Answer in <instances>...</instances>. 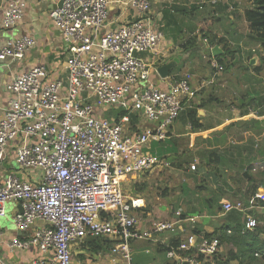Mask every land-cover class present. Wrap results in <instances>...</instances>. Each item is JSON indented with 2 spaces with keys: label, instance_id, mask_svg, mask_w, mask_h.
<instances>
[{
  "label": "built area",
  "instance_id": "2783aa9c",
  "mask_svg": "<svg viewBox=\"0 0 264 264\" xmlns=\"http://www.w3.org/2000/svg\"><path fill=\"white\" fill-rule=\"evenodd\" d=\"M154 1L168 0H61L49 15L66 43L65 76L53 78L38 64L5 84L0 165L12 145L17 172L0 181V218L6 215L5 205L13 202L21 208L12 216L18 230L37 224L30 237H13L8 243L11 249L32 246L39 252L28 264H72L73 244L87 237L109 241L111 260L122 264H133L132 243L138 241L165 247V259L174 264H217L219 239L193 233L196 217L177 208L171 219L150 218L146 224L140 211L144 200L124 191L133 177L170 166L150 151V144L168 138L184 101L195 95L189 74L165 88L151 79L164 39L152 19ZM217 2L189 3L201 7ZM113 3L133 8L140 16L107 28ZM26 6L25 0H0V28L13 30ZM34 44L29 35H11L0 48V61L21 59ZM150 55L156 56L150 60ZM211 64L223 69L214 59ZM115 112L124 113L117 119ZM256 198L258 202L248 205L242 199L225 200L221 209L254 213L260 208L257 203L264 202V189L258 188ZM260 222L246 215L242 232L254 230ZM161 234L178 243L173 245ZM1 236L0 230V245ZM0 264L10 263L0 254Z\"/></svg>",
  "mask_w": 264,
  "mask_h": 264
},
{
  "label": "crops",
  "instance_id": "0c3cea01",
  "mask_svg": "<svg viewBox=\"0 0 264 264\" xmlns=\"http://www.w3.org/2000/svg\"><path fill=\"white\" fill-rule=\"evenodd\" d=\"M25 1L27 6L24 15L15 28L11 31L0 28V48L11 35H29L35 40V44L21 59L0 61V117L7 97L5 84L13 76L38 64L45 65L53 78L63 77L66 74L63 69L67 57L66 43L49 15L57 7L59 0ZM234 1L236 0H218L216 6L203 5L201 7L195 3H189L191 0L152 2V19L164 33V39L157 50L160 57L157 68L174 58H180V61L170 69L166 77L152 72L151 79L156 87L165 88L170 81L189 74V84L195 91L191 100L184 101V109L171 126L168 138L164 142L150 144V151L153 154L163 157L169 162L170 168L177 169L180 173H183V168L186 167L183 161L186 155L194 157V162L190 165H194L197 160L211 164L215 162L214 154L219 157V160L227 158L226 148L229 146L230 139H235L234 137L238 139L235 143L244 150L243 143L252 135L251 123L256 128L258 137L264 134V91L260 89L264 82V74L262 71L255 70V67L261 63L259 52L262 48L258 42L249 37L248 24L244 16L234 10ZM177 5L180 7L175 8ZM2 15L0 10V21ZM139 16L135 9L113 3L110 6L107 28H115ZM208 37L214 38L212 44L208 43ZM220 39L221 42L218 43ZM215 45L220 48V53L217 55L220 59L213 57L211 53V48ZM155 56L150 55V60H153ZM210 57L221 64L223 69L219 71L212 66ZM254 57L255 63L251 65L250 60ZM220 60L223 63H220ZM191 112L195 113L199 124L197 128L191 125L189 117ZM260 148L264 152L262 142ZM242 155L245 156L244 152ZM256 155L263 156L259 153ZM13 160L14 149L10 145L7 147L5 160L0 165V181L9 173L17 172L16 165L12 164ZM211 160L213 162H210ZM170 168L159 167L151 170L150 180L158 177L159 173V176L168 173ZM23 175L29 177L24 171ZM133 178L129 180L132 184L140 181L137 179L139 177L134 180ZM142 181H147V179ZM130 191L127 189L126 194L142 198L145 202L146 198ZM234 193H237L234 189L230 192L221 191V196L217 198V201L220 204L223 200L233 199ZM179 202L182 203L181 200ZM181 205H177L174 210L181 208L184 214H193L192 211L185 210L184 204ZM5 208L6 215L0 218L2 232L0 254L10 264H28L30 260L39 256V252L32 246L27 249H11L8 243L13 237L20 240L30 237L37 224L26 231H20L12 220L15 210L18 209L17 205L9 202ZM144 210L149 216L148 209L144 208ZM211 212L206 216L215 218V209ZM8 216L10 218H7ZM231 219H233L232 216ZM225 221L226 218L223 216L220 222L215 221L211 224L212 228L203 226L202 222L198 228L202 232H212ZM169 237L167 234L160 235V238L164 240ZM85 241L86 239L73 244V254H87L88 245ZM148 245H150V257L142 254ZM101 253L103 252L94 253L86 264H122L118 260L104 259L105 256L101 257ZM161 255L163 256V253L156 251V247L150 242L141 241L132 244L133 264H154Z\"/></svg>",
  "mask_w": 264,
  "mask_h": 264
},
{
  "label": "rangeland",
  "instance_id": "374dc122",
  "mask_svg": "<svg viewBox=\"0 0 264 264\" xmlns=\"http://www.w3.org/2000/svg\"><path fill=\"white\" fill-rule=\"evenodd\" d=\"M234 4V10L239 11V14L241 16H244L245 10L253 8L256 9L257 7L256 0H236L234 1ZM247 24L249 31H251L248 22ZM255 41L260 43L259 39ZM259 55H264V51L259 52ZM262 73L264 74V70H262ZM260 89L261 91H264V82H262ZM109 113V110H105L104 115L108 116ZM250 125L252 135L246 138L245 142L243 143L242 146L244 150L239 148V145L235 143L238 141V139L234 137L235 139H230V141L228 142L229 146H227L225 153L227 158H222L219 160V157L214 154L215 162L211 160L210 162H213L211 164H209L208 162H200L195 158L197 160L194 164L195 169L191 170L190 164L191 162H194V157L191 155H186L183 159L186 166L183 168V173H180L177 169H172L170 168V166H168L166 167L170 168V171L168 173L160 176L159 173L158 177L154 179L150 180V171L139 175V178H137L138 176L133 178V180L136 178L139 179V182H141L143 179H147V181L149 182V185L144 189L146 195H143V198H146L145 208L148 209L147 212H149V216H147V214L145 213L144 219H146V224L150 222L148 221L149 218L160 220L163 219V217L171 216L174 212V208L177 205L184 204L185 210L192 211L193 213L191 215L189 214L188 216H194L197 218L196 223L194 224L195 229L198 228V225L201 226V222L203 226H210L212 228L211 224L215 223V221L220 222L223 216L224 218H226V220L228 219V221L240 222L243 225L246 215H255L260 219V223L264 225V206H262V204L257 203L260 208L256 209L254 213L252 211L247 214L237 211L223 213L221 209V203L225 200L221 201L220 204L217 201V198L221 196V191L224 192L225 190L230 192L234 189L237 193H234L235 197L233 199H242L244 200L245 204L248 205L249 201L255 200V195L250 194L251 196L245 197L243 193L247 190V188L252 184H259L261 186L258 188L264 189V155H256V153H259V150H261L262 148H260L261 142L264 144V134H261V137H258V134L255 130L256 128L252 125V123ZM131 129L134 130L135 128L131 126ZM243 152L245 156L242 155ZM218 160L220 161L219 164L217 163ZM12 164L13 166H17L15 160L12 161ZM244 171H247L250 174L253 181L248 179L244 175ZM127 189L132 190L131 181H128L124 191H127ZM233 199L226 200L233 202L235 201ZM180 200L182 201V203L179 202ZM206 200H208L207 202L210 203L207 204V202H205ZM209 209H211V211L212 209H215V218L206 216L212 213ZM233 213L236 214L234 215ZM218 215L220 216L217 217ZM231 216L233 217V219H231ZM7 218L10 217L8 216ZM39 226H41V223H39ZM200 236H203V232L200 234ZM261 238L264 239V235L261 234ZM154 247H156V251H159V249H161L158 244ZM147 249H149V252H145L143 250L142 254L150 257V245L147 246ZM231 251H234V247L231 244L223 243L220 246V250L217 256L228 258ZM94 253L95 252L93 250V247L88 246L87 254L72 255V264H76L77 262L79 264H86V262L90 261V259L94 256ZM101 254V257L105 256L104 259L106 258V260L109 259L110 261H112L108 251ZM257 257L258 258L253 260V262H251L250 264H264V259L261 257V254H259ZM164 260L165 256L161 255L159 258H157V260H155L154 264H165L162 263L165 262ZM73 261L76 263H74ZM236 262L237 261H231V263Z\"/></svg>",
  "mask_w": 264,
  "mask_h": 264
},
{
  "label": "trees",
  "instance_id": "16d2710c",
  "mask_svg": "<svg viewBox=\"0 0 264 264\" xmlns=\"http://www.w3.org/2000/svg\"><path fill=\"white\" fill-rule=\"evenodd\" d=\"M257 7L256 9H247L244 12V17L246 21L249 23L250 26V38L253 40L260 41L259 46H261L262 51H264V0H256ZM216 6V5H215ZM180 6H175V8ZM208 43L212 44L214 42V38L208 37ZM218 43L221 42V39L217 41ZM261 59L260 65L255 67L257 72L264 70V55L259 56ZM220 59V56L215 57ZM222 61L220 60V63ZM223 63V62H222ZM124 112H115V116L119 119ZM114 114V113H113ZM190 122L193 128L199 127V124L196 121L195 113L191 112L189 114ZM259 154L264 155L263 150H259ZM244 175L252 180V177L247 171H244ZM253 181V180H252ZM149 185L148 181H141L135 182L132 184L131 193H137L143 197L146 195L144 189ZM261 185H250L247 190L243 193L246 197L251 195H255L257 188ZM251 194V195H250ZM257 199V198H256ZM255 199V201H256ZM149 201V199H148ZM262 206H264V202H261ZM143 215H145V210H140ZM234 215L236 213H233ZM171 219V216L163 217L162 220ZM260 220V219H259ZM263 225L259 223L256 228L252 231H245L242 232V223L235 222V221H225L224 223L220 224L217 228L214 229L212 232H203V236L206 238H211L213 236H217L220 242V245L223 243L231 244L234 247V251H231L228 258L215 256L217 259V264H250L253 260L257 259L258 255L261 254V257L264 259V239L261 238V234L263 231ZM193 233L200 235L202 231L200 229H193ZM170 242L173 245L178 243L177 238H171ZM85 243L88 246H92L95 253L98 252H107L109 251L110 242L104 239L92 238L87 237ZM159 249L160 253H165V247L160 246ZM237 261L236 263H231ZM165 264H174L169 260L165 259Z\"/></svg>",
  "mask_w": 264,
  "mask_h": 264
},
{
  "label": "water",
  "instance_id": "95a60500",
  "mask_svg": "<svg viewBox=\"0 0 264 264\" xmlns=\"http://www.w3.org/2000/svg\"><path fill=\"white\" fill-rule=\"evenodd\" d=\"M61 5V0L58 1L57 7H59ZM211 53L213 55V57H216L219 53H220V48L215 45L211 48ZM180 61V58H174L171 61L159 66L157 68V73L161 76V77H166L169 74L170 69ZM255 63V57L252 58L250 60V64H254ZM18 209L21 211L20 206H18Z\"/></svg>",
  "mask_w": 264,
  "mask_h": 264
}]
</instances>
